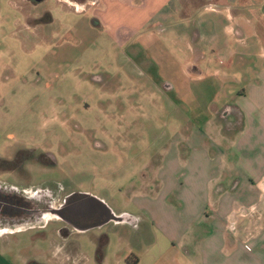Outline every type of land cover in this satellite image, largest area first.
I'll return each instance as SVG.
<instances>
[{"label": "rangeland", "instance_id": "obj_1", "mask_svg": "<svg viewBox=\"0 0 264 264\" xmlns=\"http://www.w3.org/2000/svg\"><path fill=\"white\" fill-rule=\"evenodd\" d=\"M86 1L0 0V186L55 203L90 194L117 216L138 217L131 188L174 136L190 130L193 106L164 90L146 48L119 41L115 24L83 8ZM39 155L45 163L32 158ZM66 225L48 215L23 227L0 221L9 228L0 235V264H50L66 244L61 230L72 233ZM138 228L110 223L74 232L68 244L90 250L102 236L98 244L109 239L112 253L159 238L148 224Z\"/></svg>", "mask_w": 264, "mask_h": 264}, {"label": "crops", "instance_id": "obj_2", "mask_svg": "<svg viewBox=\"0 0 264 264\" xmlns=\"http://www.w3.org/2000/svg\"><path fill=\"white\" fill-rule=\"evenodd\" d=\"M82 7L114 23L119 41L146 48L162 88L193 106L194 123L130 187L141 216L121 224H148L156 241L111 253L108 239L99 262L98 236L88 250L68 241L92 230L71 228L49 263L264 264V0H88Z\"/></svg>", "mask_w": 264, "mask_h": 264}, {"label": "water", "instance_id": "obj_3", "mask_svg": "<svg viewBox=\"0 0 264 264\" xmlns=\"http://www.w3.org/2000/svg\"><path fill=\"white\" fill-rule=\"evenodd\" d=\"M34 1L39 3L41 0ZM49 214L48 216L64 222L79 232L102 228L112 222L117 224L133 222L132 217L117 216L105 202L83 193H72L60 207L52 206Z\"/></svg>", "mask_w": 264, "mask_h": 264}, {"label": "flooded vegetation", "instance_id": "obj_4", "mask_svg": "<svg viewBox=\"0 0 264 264\" xmlns=\"http://www.w3.org/2000/svg\"><path fill=\"white\" fill-rule=\"evenodd\" d=\"M34 4H37V2ZM43 156L44 155H39L37 157L33 156L32 158L40 163H45L46 159ZM56 199L57 198L49 199L47 196L41 194L34 197H25L10 188L6 189L0 186V221H21V226L24 223L28 224L43 221L47 215H50L49 213L52 206L60 207L63 203H55ZM66 226L70 229L68 225Z\"/></svg>", "mask_w": 264, "mask_h": 264}, {"label": "trees", "instance_id": "obj_5", "mask_svg": "<svg viewBox=\"0 0 264 264\" xmlns=\"http://www.w3.org/2000/svg\"><path fill=\"white\" fill-rule=\"evenodd\" d=\"M60 233L63 235H66L67 231H66V229H63V230H61ZM107 243H108V240L104 244L99 243V248H98V252H97V258H98L99 262L103 259L104 247Z\"/></svg>", "mask_w": 264, "mask_h": 264}]
</instances>
